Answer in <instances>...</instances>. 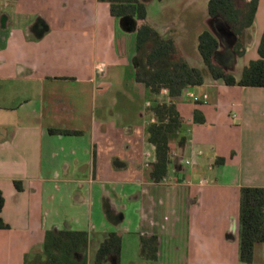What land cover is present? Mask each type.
I'll return each mask as SVG.
<instances>
[{
  "label": "crops",
  "instance_id": "1",
  "mask_svg": "<svg viewBox=\"0 0 264 264\" xmlns=\"http://www.w3.org/2000/svg\"><path fill=\"white\" fill-rule=\"evenodd\" d=\"M141 1L146 22L204 73L176 99L184 122L162 182L150 176L156 152L146 137L154 97L136 79L140 21L113 16L107 0H0V219L9 225L0 264L42 263L47 233L65 229L88 232L95 254L116 231L122 250L138 235L141 257L157 264H264V241L252 262L240 260L239 221L241 187H264V86L214 78L199 50L211 31L215 60L240 79L261 58L264 0L242 55L209 0ZM168 217L170 230L157 229ZM154 235L153 259L142 237Z\"/></svg>",
  "mask_w": 264,
  "mask_h": 264
},
{
  "label": "trees",
  "instance_id": "2",
  "mask_svg": "<svg viewBox=\"0 0 264 264\" xmlns=\"http://www.w3.org/2000/svg\"><path fill=\"white\" fill-rule=\"evenodd\" d=\"M113 16H135L140 21L136 33L135 68L136 79L145 84L148 96L154 97L149 112L155 121L146 127V137L155 145L156 160L152 163L150 176L155 182H162L170 176L173 164V147L180 139L184 119L176 99L191 86L204 81V73L190 65L185 57L179 55L177 44L172 38L163 37L146 22V5L141 0H107ZM258 0H209L208 11L218 17L235 36V52L244 53L241 36L254 20ZM220 47L219 39L209 30L199 36V50L214 78H221L229 85L264 86V34L259 46L261 58L252 60L243 70L240 79L226 71L215 60ZM168 91L169 99H161V91ZM203 120V118H202ZM52 131H57L52 129ZM72 133L73 131H62ZM21 188L20 182L16 181ZM5 198L0 189V211ZM240 260L250 263L254 260L255 245L264 241V187L242 186L240 190ZM9 225L0 219V228ZM89 233L84 230L49 231L44 245V260L40 264H88ZM157 237H142L145 255L157 257ZM122 236L109 232L100 243L96 264H103L107 257L113 256L120 264ZM25 264H30L28 261Z\"/></svg>",
  "mask_w": 264,
  "mask_h": 264
},
{
  "label": "rangeland",
  "instance_id": "3",
  "mask_svg": "<svg viewBox=\"0 0 264 264\" xmlns=\"http://www.w3.org/2000/svg\"><path fill=\"white\" fill-rule=\"evenodd\" d=\"M170 0H168L169 2ZM176 1L174 0L173 2L170 1L171 7H176ZM180 2V1H178ZM171 222H172V217H168L164 222L161 221V223L157 224V229L159 228L160 230H170L171 227ZM183 228L185 226L183 225ZM126 235V234H125ZM138 235H126L124 238V247L121 252V259H120V264H157L156 262L153 261H146V259H143L141 257L140 253V241ZM174 242V241H173ZM164 247L167 245V241H163ZM92 250L90 252L88 251V264H94L95 262V246H92ZM180 256V255H179ZM178 256V257H179ZM36 264H40L39 262L35 261Z\"/></svg>",
  "mask_w": 264,
  "mask_h": 264
},
{
  "label": "flooded vegetation",
  "instance_id": "4",
  "mask_svg": "<svg viewBox=\"0 0 264 264\" xmlns=\"http://www.w3.org/2000/svg\"><path fill=\"white\" fill-rule=\"evenodd\" d=\"M112 257H113V256H112ZM113 264H117L115 257H114V263H113Z\"/></svg>",
  "mask_w": 264,
  "mask_h": 264
},
{
  "label": "water",
  "instance_id": "5",
  "mask_svg": "<svg viewBox=\"0 0 264 264\" xmlns=\"http://www.w3.org/2000/svg\"><path fill=\"white\" fill-rule=\"evenodd\" d=\"M218 32V29H215ZM232 33V32H231ZM221 36V35H220ZM215 59H216V54H215Z\"/></svg>",
  "mask_w": 264,
  "mask_h": 264
},
{
  "label": "built area",
  "instance_id": "6",
  "mask_svg": "<svg viewBox=\"0 0 264 264\" xmlns=\"http://www.w3.org/2000/svg\"><path fill=\"white\" fill-rule=\"evenodd\" d=\"M187 162H189V161H187ZM165 180H167V179H165ZM165 180H164V181H165Z\"/></svg>",
  "mask_w": 264,
  "mask_h": 264
}]
</instances>
